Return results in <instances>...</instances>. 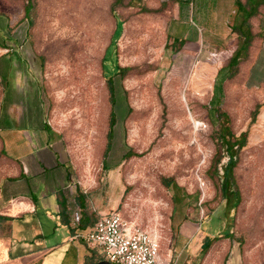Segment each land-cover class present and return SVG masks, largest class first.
Listing matches in <instances>:
<instances>
[{"label":"rangeland","instance_id":"1","mask_svg":"<svg viewBox=\"0 0 264 264\" xmlns=\"http://www.w3.org/2000/svg\"><path fill=\"white\" fill-rule=\"evenodd\" d=\"M128 1L32 0L28 21L25 0H0V110L6 74L18 71L19 91L38 96L87 205L117 212L165 253L181 222L198 220L193 228L224 229L213 242L229 232L243 264H264V105L251 122L264 82L250 80L247 57L227 76L233 34L184 46L186 28L169 18L167 4ZM109 76L116 122L103 157ZM226 124L235 135L248 132L234 167L240 200L231 209L218 189L227 156L215 164ZM14 171L0 136V185Z\"/></svg>","mask_w":264,"mask_h":264},{"label":"crops","instance_id":"2","mask_svg":"<svg viewBox=\"0 0 264 264\" xmlns=\"http://www.w3.org/2000/svg\"><path fill=\"white\" fill-rule=\"evenodd\" d=\"M156 2L167 4L169 18L186 28L179 32L184 46L209 39L223 42L233 34L231 53L240 51V61L248 58L252 82H264V0ZM246 39L249 43L243 50ZM17 72L6 74L8 89L0 110V136L15 163L14 173L0 185V264H97L106 260L97 247L71 238L76 229L91 224L79 227L82 210L66 149L38 96L33 98L25 87L19 91ZM84 204L92 222L107 213L87 205V197ZM196 222L182 221L176 246L167 253L159 248L160 256L171 264H243L234 240L226 235L203 248L205 236H221L224 229L202 231L193 228Z\"/></svg>","mask_w":264,"mask_h":264},{"label":"trees","instance_id":"3","mask_svg":"<svg viewBox=\"0 0 264 264\" xmlns=\"http://www.w3.org/2000/svg\"><path fill=\"white\" fill-rule=\"evenodd\" d=\"M123 0H113L114 5L121 4ZM133 0H129L131 2ZM140 1V0H138ZM33 10V3L32 0H25L24 3V14L28 21L30 18V14ZM114 9L112 8L111 11ZM119 22L117 23V27L119 26ZM249 43V40H244L242 43V49L244 50ZM240 62V51H233L230 54V57L228 59V62L226 64L227 67V76L232 77L237 72V67ZM126 68H120V72H124ZM107 87H108V93H109V102H110V111H109V118H108V130L106 132V142L104 146L103 151V157L106 156V154L109 152L112 144V138L114 133V125L116 122L115 118V111H114V104H115V97H114V82L113 77L109 76L107 78ZM264 105V101L262 103H258L255 105L254 109L251 113V122L255 120V116L257 115L259 108ZM247 130H243L239 132L238 135H235L231 130L229 129V126L226 124L224 127L220 130V144L215 152L216 158H215V164L219 163L221 161L222 155L225 154L227 156V160L224 164H222V175L221 180L219 183V192L221 194V197L225 200L226 206L231 209L234 208L239 200L240 195L239 191L237 189L235 180H234V167L236 165V159H237V153L238 150L243 147L245 144L246 138H247ZM224 152V153H223ZM77 204L79 205L80 209L82 210V215L79 219V227L83 228L87 224L93 225L94 222L98 219H96L94 222L90 220L89 215L83 210L85 208V200L86 195L82 190L78 188V193L76 195ZM226 236L230 237L231 235L228 233L225 234ZM215 237H208L205 236L203 239L202 247L206 248Z\"/></svg>","mask_w":264,"mask_h":264},{"label":"built area","instance_id":"4","mask_svg":"<svg viewBox=\"0 0 264 264\" xmlns=\"http://www.w3.org/2000/svg\"><path fill=\"white\" fill-rule=\"evenodd\" d=\"M72 239L97 247L112 264H171L159 254L158 240L146 230H130L115 211L102 214L93 225L76 229Z\"/></svg>","mask_w":264,"mask_h":264},{"label":"water","instance_id":"5","mask_svg":"<svg viewBox=\"0 0 264 264\" xmlns=\"http://www.w3.org/2000/svg\"><path fill=\"white\" fill-rule=\"evenodd\" d=\"M97 264H112L111 262H109L108 260H102L97 262Z\"/></svg>","mask_w":264,"mask_h":264}]
</instances>
